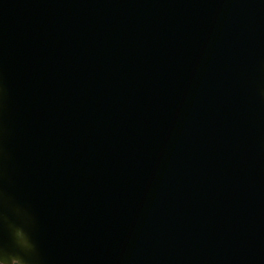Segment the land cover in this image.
Returning a JSON list of instances; mask_svg holds the SVG:
<instances>
[{
	"label": "water",
	"instance_id": "water-1",
	"mask_svg": "<svg viewBox=\"0 0 264 264\" xmlns=\"http://www.w3.org/2000/svg\"><path fill=\"white\" fill-rule=\"evenodd\" d=\"M0 264H264V0H0Z\"/></svg>",
	"mask_w": 264,
	"mask_h": 264
}]
</instances>
